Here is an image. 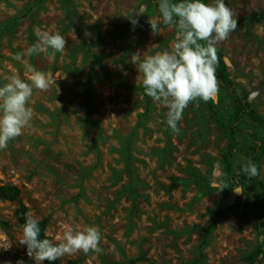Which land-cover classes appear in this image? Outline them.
Returning a JSON list of instances; mask_svg holds the SVG:
<instances>
[{"label": "rangeland", "instance_id": "rangeland-1", "mask_svg": "<svg viewBox=\"0 0 264 264\" xmlns=\"http://www.w3.org/2000/svg\"><path fill=\"white\" fill-rule=\"evenodd\" d=\"M225 3L238 20L217 45L226 80L189 103L175 134L130 62L171 49L159 0H0V86L27 80L15 57L37 30L67 40L62 54L23 57L58 88L33 90L31 128L0 150V188L18 189V201L0 195V244L12 245L0 264H35L19 244L20 203L54 243L65 224L100 229V253L61 264H264V0ZM249 159L258 177L242 172Z\"/></svg>", "mask_w": 264, "mask_h": 264}, {"label": "clouds", "instance_id": "clouds-1", "mask_svg": "<svg viewBox=\"0 0 264 264\" xmlns=\"http://www.w3.org/2000/svg\"><path fill=\"white\" fill-rule=\"evenodd\" d=\"M158 11L163 23L176 29L171 49L154 55L137 50L132 53L130 62L143 77L144 94L167 108V128L179 134L178 124L189 103L197 99L208 102L215 97L218 90L215 75L217 45L227 40L237 29L238 20L225 0H214L211 4H205L202 0H159ZM131 23L136 26L138 21L133 19ZM148 23L152 34L157 35V21L148 20ZM36 35L37 42L15 57L24 64L27 80L12 74L6 78L7 83L0 86V150L6 149L9 141L21 136L25 128H31L33 109L29 102L33 90L47 92L53 84L56 85L53 73L37 70L23 57L49 50L52 56L62 54L66 50L67 40L59 32L37 30ZM242 172L249 179L260 175L258 165L251 159L244 164ZM234 192L240 193L241 189ZM39 225V217H26L22 239L19 240L20 245L26 246L27 255L35 264L52 262L80 252L88 254L102 251V236L96 226L78 229L65 224L62 235L56 236L54 243L50 239L40 238ZM11 247L10 243L0 244V249L5 251ZM17 264L24 262L18 260Z\"/></svg>", "mask_w": 264, "mask_h": 264}, {"label": "trees", "instance_id": "trees-1", "mask_svg": "<svg viewBox=\"0 0 264 264\" xmlns=\"http://www.w3.org/2000/svg\"><path fill=\"white\" fill-rule=\"evenodd\" d=\"M262 17H263V13H259L256 16L250 17V20H252V21H260L262 19ZM224 70H225L224 66L220 70L216 66L215 75H216L217 81L225 82L224 80H226V75H225ZM0 195L3 198L14 200V201H18V189L16 187H14V186H2L0 188ZM257 201L261 204L262 209H264V204H263L264 199H263L262 195L261 196L257 195ZM20 206H21V213L23 214L21 216V223H22V225H24L25 222H26V216H24V211H23L24 207H23V205H21V203H20ZM46 222H47L46 219H43V220L40 221V225L39 226H40V229H41V233H40V238L41 239H45V238L48 239V237L44 233ZM45 262L47 264H61L59 259H57L55 261H52V262H47V261H45ZM69 264H71V263H69Z\"/></svg>", "mask_w": 264, "mask_h": 264}]
</instances>
